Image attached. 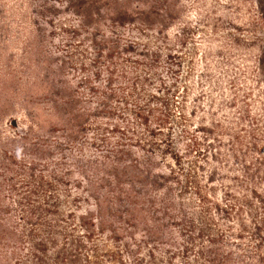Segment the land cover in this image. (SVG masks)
Returning a JSON list of instances; mask_svg holds the SVG:
<instances>
[{
    "label": "rangeland",
    "instance_id": "rangeland-1",
    "mask_svg": "<svg viewBox=\"0 0 264 264\" xmlns=\"http://www.w3.org/2000/svg\"><path fill=\"white\" fill-rule=\"evenodd\" d=\"M263 153L264 0H0V264H247L193 187L222 204Z\"/></svg>",
    "mask_w": 264,
    "mask_h": 264
},
{
    "label": "trees",
    "instance_id": "trees-1",
    "mask_svg": "<svg viewBox=\"0 0 264 264\" xmlns=\"http://www.w3.org/2000/svg\"><path fill=\"white\" fill-rule=\"evenodd\" d=\"M255 133H256V129L252 127L250 134L252 136L254 150H256V154H258L259 152H262L263 147H260L258 140L254 137ZM240 137L241 136L235 137V139L232 140L230 144V148H231L230 151H228L226 154L223 155V157L227 159L226 162L228 167L229 164L231 163L229 158L238 160L241 158V155L239 156V153L241 151L244 152L245 150L246 145L242 147L243 143ZM240 147H242V149H240V151L237 150ZM245 154L246 153H242V156L244 155V158L247 157V155ZM210 159L211 161H213L212 158ZM207 160L210 161L209 158ZM260 161L262 162L263 165L261 169L253 164L250 166L251 162L249 159L244 160L245 165L243 166L242 169V176L244 177V180L243 181L235 180L234 184L231 186L225 185L224 189L222 190V195L224 197L222 204H219L217 201H214L213 188L208 187L207 185H204L203 187H199L197 183L193 187V195L199 203L198 205L199 212L203 214L202 216L203 218H205V220H209L214 212L221 214L224 212L227 216L226 217L227 220L231 217L233 218L234 223H236L239 226V233L236 235L237 238H241V235H243L245 232L246 233L249 232V235L256 240L254 244L256 245L255 249L257 251L255 255L250 258L247 264H264V232H262V228H261V226L263 225H261L260 221L257 223L255 222L253 223L251 229L248 231L247 230L248 227L246 226L243 218L244 208H246L247 206H252L253 199L254 201H257L258 204H262V208H264V194H261V190L263 187H258V183H257V179L259 175H261L259 179L264 181V156H262ZM246 163H248L249 165H246ZM252 167H254L256 170H254V168ZM211 181H212V177H211ZM36 197L40 199L44 198V196L41 197L39 195H37ZM38 203H40V201H38ZM52 207H54V205H52ZM42 210L45 212L48 209L47 210L42 209ZM182 220H184V223H186L188 228H192L194 226L192 220L187 219L186 216L182 217ZM42 227H45L48 230V232L50 233L51 240H55L57 225L52 224L50 221L45 222L40 217L37 220L36 229H34V231H40ZM260 233L263 234V237H260ZM38 245H42V243ZM198 256L200 261L202 260L203 262H205V264H227V259L224 258L223 253L219 251H215L212 252L211 255H207V253H205L203 250H200ZM38 259L39 257L36 256L35 261H38Z\"/></svg>",
    "mask_w": 264,
    "mask_h": 264
}]
</instances>
